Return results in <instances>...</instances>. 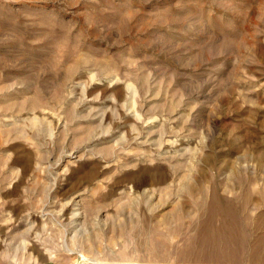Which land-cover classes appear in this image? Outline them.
Here are the masks:
<instances>
[{
  "label": "rangeland",
  "instance_id": "374dc122",
  "mask_svg": "<svg viewBox=\"0 0 264 264\" xmlns=\"http://www.w3.org/2000/svg\"><path fill=\"white\" fill-rule=\"evenodd\" d=\"M239 163L256 217L264 0H0V240L26 242V264H89L91 230L98 264H249L133 255L146 235L118 236L136 220L182 247L198 226L186 179L230 184Z\"/></svg>",
  "mask_w": 264,
  "mask_h": 264
},
{
  "label": "bare ground",
  "instance_id": "6f19581e",
  "mask_svg": "<svg viewBox=\"0 0 264 264\" xmlns=\"http://www.w3.org/2000/svg\"><path fill=\"white\" fill-rule=\"evenodd\" d=\"M239 165L240 168H232L230 170L229 178L232 179L230 184H214L211 176L199 168L186 181L184 180L187 193H190L189 201L195 205L194 218H196L198 226L189 230V234L179 241L182 242V247H171L166 237L163 242H156L155 238L151 237V233L149 235L146 232V228L142 223L140 224L136 220L129 222L132 229L128 233L122 232L119 228L118 236L125 237L127 240L128 238L134 239L135 237L146 235L147 240L132 249L133 255H137L144 250L146 254L149 253L154 258L164 260L175 258L177 260L198 262L264 263V212L253 217L252 213L247 211L248 191L244 189L246 178L241 172L243 166L241 163ZM190 179L194 181L192 186L188 184ZM161 181L162 178L157 177L153 182L159 183ZM238 189L240 190V195L246 191L242 195L241 202L236 203L234 199L224 196L236 195L239 192ZM152 195V192L146 190L140 194L143 199H146L145 206L147 210L151 209L150 200ZM152 209H154L153 206ZM180 212L179 208H173L171 215L169 214V217L166 215L164 219L177 217ZM181 214L184 216L183 210ZM77 215L78 213L72 214L73 220L70 222V225L73 226L70 231V239L73 244L76 243L74 238L80 229V224L74 219ZM102 224L105 226L104 222ZM175 231H178V228L171 230L169 236L178 234ZM27 232L20 236H28ZM103 236H106L105 232H94V230H91L85 237H82L81 243L85 246L84 252L87 255L79 253V257L89 264H98L97 260L90 258L91 256L89 255H92L94 248L99 245L97 240L103 238ZM0 242L6 244V248H8L7 252L0 253V264H26L30 256L25 252L26 242H22V248H18L21 243L13 246L12 242L8 244L6 240H0ZM63 245L66 247V243ZM18 249H21L20 254L17 253ZM66 251L69 255L74 254L70 249H66ZM8 252L12 253L11 256H8Z\"/></svg>",
  "mask_w": 264,
  "mask_h": 264
}]
</instances>
